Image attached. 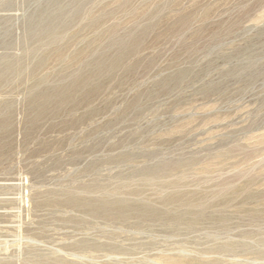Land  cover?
Returning a JSON list of instances; mask_svg holds the SVG:
<instances>
[{
    "label": "rangeland",
    "instance_id": "374dc122",
    "mask_svg": "<svg viewBox=\"0 0 264 264\" xmlns=\"http://www.w3.org/2000/svg\"><path fill=\"white\" fill-rule=\"evenodd\" d=\"M0 264H264V0H0Z\"/></svg>",
    "mask_w": 264,
    "mask_h": 264
}]
</instances>
